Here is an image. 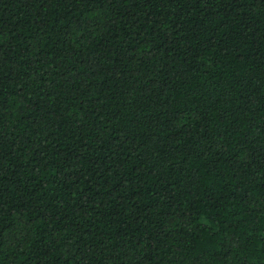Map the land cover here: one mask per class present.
<instances>
[{"label": "trees", "instance_id": "1", "mask_svg": "<svg viewBox=\"0 0 264 264\" xmlns=\"http://www.w3.org/2000/svg\"><path fill=\"white\" fill-rule=\"evenodd\" d=\"M0 264H264V0H0Z\"/></svg>", "mask_w": 264, "mask_h": 264}]
</instances>
